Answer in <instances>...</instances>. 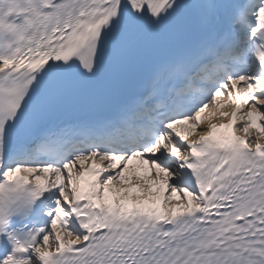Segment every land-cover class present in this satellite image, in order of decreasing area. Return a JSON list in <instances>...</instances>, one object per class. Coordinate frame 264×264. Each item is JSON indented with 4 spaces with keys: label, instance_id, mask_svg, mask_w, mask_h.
<instances>
[{
    "label": "snow or ice",
    "instance_id": "6c2138e0",
    "mask_svg": "<svg viewBox=\"0 0 264 264\" xmlns=\"http://www.w3.org/2000/svg\"><path fill=\"white\" fill-rule=\"evenodd\" d=\"M0 264H264V0H0Z\"/></svg>",
    "mask_w": 264,
    "mask_h": 264
}]
</instances>
